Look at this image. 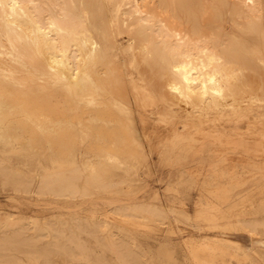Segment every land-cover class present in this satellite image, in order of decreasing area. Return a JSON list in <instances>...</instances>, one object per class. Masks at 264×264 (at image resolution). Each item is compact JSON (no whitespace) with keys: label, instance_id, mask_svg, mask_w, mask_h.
I'll use <instances>...</instances> for the list:
<instances>
[{"label":"rangeland","instance_id":"rangeland-1","mask_svg":"<svg viewBox=\"0 0 264 264\" xmlns=\"http://www.w3.org/2000/svg\"><path fill=\"white\" fill-rule=\"evenodd\" d=\"M38 1L45 7L42 14L49 16L48 5ZM257 1L259 9L250 15L260 19L254 21L239 17L243 13L234 9L238 0H184L171 7L183 18L198 19L184 20L183 26L208 27V35L220 29L222 40L237 36L257 50L242 57L243 72L228 69L233 93L227 104L218 107H208V96L199 94L190 105L193 100L189 104L190 99L169 89L170 75L163 74L155 58L143 55L145 40L122 20L97 27L88 21L95 44L107 52L87 63L91 85L81 76L73 81L53 71L43 55L24 59L18 75L30 76L32 86L16 88L23 106L5 110L0 121V264L20 259L23 264H194L187 259L189 243L207 253L216 247L220 251L216 254L228 264L241 263L245 254L248 264H264L258 256L264 249V226L250 232L228 224L237 217L264 222V210L256 206L264 200V59L260 58H264V0ZM73 2L78 15H83L84 5L91 19L101 16L100 0ZM49 4L51 12L61 17L60 6H68L69 0ZM10 46L0 34V50L9 52ZM49 58L48 53L50 64ZM38 97L50 118L43 124L53 129L52 135L28 116L27 111L36 110ZM111 100L129 105L147 135L149 145L137 173L104 158L107 152L126 156L136 147L125 140ZM28 119L31 123L24 126L36 127V140L28 131L21 133L22 120ZM84 125L90 128L88 136L81 130ZM11 130L16 137L10 136ZM54 159H74L80 166L77 192L41 190L47 171L57 168ZM145 166L149 172H143ZM92 167L110 183H89ZM223 191L229 195L218 196ZM141 203L171 207L176 215L128 209ZM213 206L220 210L208 211ZM230 206L237 209L228 219ZM206 211L208 220L200 216ZM55 240L59 247L53 245ZM44 247L49 248V257L26 258L28 250ZM223 261L215 259L216 264Z\"/></svg>","mask_w":264,"mask_h":264},{"label":"bare ground","instance_id":"bare-ground-1","mask_svg":"<svg viewBox=\"0 0 264 264\" xmlns=\"http://www.w3.org/2000/svg\"><path fill=\"white\" fill-rule=\"evenodd\" d=\"M100 1L98 6L100 7L99 11L101 16L98 18L95 15L91 19L84 5H82L81 9L83 12L82 16L72 10L74 5L73 0H69L68 6H60L59 13L62 14L61 17L51 12L53 5L51 6L49 4V0L42 1L44 5H48L47 9L50 11L47 17L42 14L45 7L39 1L0 0V34L5 35L11 45L9 52L0 50V121L4 118L5 110L12 108L17 110V108L23 106L21 101L19 102V99L15 96L16 88L27 86L29 89L32 86V78L30 76L18 75L20 70H24V59L26 58L33 59L35 56L39 57L43 55L47 65L53 71H60L62 74L67 75L66 77L70 76L73 81L81 76L88 85L92 84L93 81L88 73L89 67L87 63L92 58L105 56L107 52L106 48L99 47L95 44L94 35L89 25H87L89 23L88 21H90L93 27H97L99 23H108L111 25L114 20H122L124 24L130 26L136 36L146 41V43L145 41L141 42V44L144 43L141 45L143 55L153 57L157 60L163 74L170 75L171 77L168 82L169 89H172L175 93H179L181 97L190 99L187 101L189 104L193 100V103L190 105L196 103L194 102V98L197 94L204 98L208 96V107L213 108L221 104H227L228 97L233 93V84L230 79L231 73L228 69L233 67L231 70L237 74L243 72L246 65L243 63L244 58L242 57L248 53L253 54L257 52L253 47H247L244 41L237 36H230L227 41L222 40V34L224 32L220 29L209 31L211 33L210 36L208 35V27L199 24L183 26L181 22L184 20H198L190 17L183 18L171 8L178 2L183 3L184 0ZM200 1L203 2L204 0ZM257 2V0H238L234 4V9L239 13H243V15L241 14L239 16L240 18L248 21L259 20V16L250 15L251 12L259 9ZM226 4L228 3L226 2ZM127 5L132 8H127ZM219 19V17H215V20ZM48 53L51 58H49L50 64L47 59ZM260 58L262 60L264 59L261 56ZM4 69H7L8 72L4 73ZM42 85L45 84L42 83ZM225 89L229 90L228 93H225ZM38 98L36 110L27 111L28 116L32 120L34 117L37 127L52 135L53 129L43 124L44 121L49 122L50 118L40 105L42 98ZM231 100L234 101L233 97L229 101L231 102ZM203 101L205 102V100ZM110 105L118 115V123L121 124L125 132V140L136 143V147L135 150H129L126 156H121L115 152H107L104 158L109 162L117 163L121 167H124L128 173H137L144 161L143 153L149 145L146 139L147 135H144L145 132L143 134L142 127L140 128L138 125V117L136 118V113L129 105L121 100H111ZM110 120L111 118L105 122H109ZM26 122L31 123V120H22L21 133L23 134L25 131H28L31 134V139L33 140L34 138L36 140V127L26 129V126H24ZM81 130L85 136L90 134L89 126H82ZM9 134L10 136L16 137L14 130H11ZM22 134L19 137H22ZM54 163L57 165V168L52 171H47L43 179V184L40 187L41 190L77 192L76 180L83 173L77 162L74 159L67 161L54 159ZM66 169L69 170V174L65 173ZM88 182L105 186L110 183L95 167H92ZM223 195L228 196L229 192L223 191L218 196ZM220 202H223V200H220ZM256 206L258 209L264 210V200L259 201V204ZM128 209L132 211L145 210L158 214L167 213L168 215H176V211L171 207H155L148 203L137 204ZM212 209L216 211L220 210L219 207L213 206L208 211ZM236 209L235 206L228 207V214L226 215L228 219ZM208 211L200 214L205 220H208ZM184 216L189 219L187 215L184 214ZM206 224L209 225L210 223L206 222ZM228 224L235 228L248 229L250 232H254L257 225L261 224L264 226V222L251 221L247 217H237L234 223L233 221H229ZM53 245L59 247L56 240L53 242ZM109 245H113V239L110 240ZM196 246L189 243L186 247L187 259L194 264H216L215 259L223 261L222 256L217 255V250L213 249L216 247H213L211 250L208 249L207 253L201 246L202 249ZM77 247L90 260L89 255L83 252V249L79 245ZM48 251L49 248L44 247L43 249L28 250V253L26 252L27 254L24 255L29 261H39L42 258L49 257ZM221 253L224 252L222 251ZM258 256L264 261V249L258 251ZM248 259L250 258L245 254L241 259L242 262L238 264H248ZM93 262L94 264H100L98 261ZM134 263L136 262L134 261ZM4 264L23 263L20 259L19 262L10 260ZM223 264L228 263L223 261Z\"/></svg>","mask_w":264,"mask_h":264},{"label":"crops","instance_id":"crops-1","mask_svg":"<svg viewBox=\"0 0 264 264\" xmlns=\"http://www.w3.org/2000/svg\"><path fill=\"white\" fill-rule=\"evenodd\" d=\"M147 156H148V158H150V154H147ZM150 161H151V159H150ZM151 162H152V161H151ZM148 170H149L148 166H145L144 169H143V172H144V173L149 172ZM150 172H151V173L153 172V164L151 165V170H150ZM150 179H151V175H149V176L146 178V180H148V181H150Z\"/></svg>","mask_w":264,"mask_h":264}]
</instances>
